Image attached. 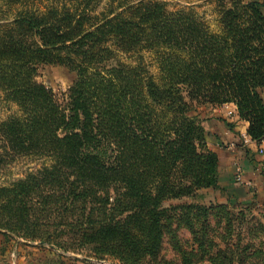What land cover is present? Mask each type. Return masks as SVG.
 <instances>
[{
	"label": "trees",
	"instance_id": "16d2710c",
	"mask_svg": "<svg viewBox=\"0 0 264 264\" xmlns=\"http://www.w3.org/2000/svg\"><path fill=\"white\" fill-rule=\"evenodd\" d=\"M213 1L216 28L161 0L101 12L74 0L0 25V93L18 106L0 123V167L6 155L43 160L0 186V234L55 245L43 228L54 224L120 264H143L159 254L171 212L190 222V209L205 210L166 204L219 186L200 107L234 103L264 140L263 3ZM43 65L74 73L62 98L38 82Z\"/></svg>",
	"mask_w": 264,
	"mask_h": 264
},
{
	"label": "rangeland",
	"instance_id": "374dc122",
	"mask_svg": "<svg viewBox=\"0 0 264 264\" xmlns=\"http://www.w3.org/2000/svg\"><path fill=\"white\" fill-rule=\"evenodd\" d=\"M161 1L170 10L193 7L216 28L213 0ZM72 2L74 0H36L27 5H16L10 0H0V25L11 22L16 14L26 8L46 10L52 5L70 6ZM88 2L89 8L101 12L127 0ZM124 59L126 63L136 64L134 59ZM144 63L153 73H157V65L148 52H144ZM74 78V73L64 67L43 65L39 69L37 80L52 88L62 98ZM17 113L18 106L4 100L0 93V123ZM4 147L5 141L0 135V154L4 153ZM42 163V159L34 157L6 155L5 162L0 167V186L24 178ZM191 201L192 204L202 205L205 210L190 209V222L186 221L182 212L179 211V215L171 212L165 221L168 229L164 231L159 254L148 258L143 264H264V204L227 193L221 186L209 189L194 199L169 201L166 204L179 206ZM43 228L48 231L55 245L28 241L14 234H0V264H120L109 254L97 253L90 246H80L76 236L64 227L47 224ZM63 229L66 231H62ZM186 253L190 256L188 263L184 259Z\"/></svg>",
	"mask_w": 264,
	"mask_h": 264
},
{
	"label": "crops",
	"instance_id": "0c3cea01",
	"mask_svg": "<svg viewBox=\"0 0 264 264\" xmlns=\"http://www.w3.org/2000/svg\"><path fill=\"white\" fill-rule=\"evenodd\" d=\"M263 3L264 0H257ZM264 95V93H263ZM210 149L219 157V186L225 192L264 204V140L248 135L249 122L240 118L234 103L200 107ZM209 191L203 189L200 194Z\"/></svg>",
	"mask_w": 264,
	"mask_h": 264
},
{
	"label": "built area",
	"instance_id": "2783aa9c",
	"mask_svg": "<svg viewBox=\"0 0 264 264\" xmlns=\"http://www.w3.org/2000/svg\"><path fill=\"white\" fill-rule=\"evenodd\" d=\"M259 152H260L262 155H264V148H260V149H259Z\"/></svg>",
	"mask_w": 264,
	"mask_h": 264
}]
</instances>
